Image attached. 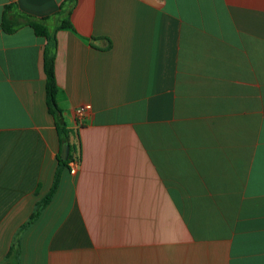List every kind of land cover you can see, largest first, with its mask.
Wrapping results in <instances>:
<instances>
[{
  "label": "crops",
  "instance_id": "0c3cea01",
  "mask_svg": "<svg viewBox=\"0 0 264 264\" xmlns=\"http://www.w3.org/2000/svg\"><path fill=\"white\" fill-rule=\"evenodd\" d=\"M64 1L0 0L52 39L0 29V264L58 167L46 45L70 160L18 264H264V0Z\"/></svg>",
  "mask_w": 264,
  "mask_h": 264
},
{
  "label": "trees",
  "instance_id": "16d2710c",
  "mask_svg": "<svg viewBox=\"0 0 264 264\" xmlns=\"http://www.w3.org/2000/svg\"><path fill=\"white\" fill-rule=\"evenodd\" d=\"M65 1L62 2V4L60 5V9L62 8L63 3H65ZM65 14L68 15V12ZM47 20H48V17L35 18L29 15L23 14L21 12H18V10H16V8H14L10 4V5L4 6L2 16H1V21H0V29L2 32L6 34H12L18 28L23 27V26H28L33 30L36 36L45 37L49 42H51L52 39H50L48 35ZM60 27L61 28L70 27L68 20L61 21ZM43 72L46 78V105H47L49 114L53 117L56 132L59 138L60 150H59V155H58V160H57L58 167L54 174L53 183H52L49 193L42 200L36 203L35 209L30 215L28 221L20 228L18 235L12 241L10 250L6 256V261L10 262L11 264H18L20 233L38 218L41 210L49 203V201L51 200L57 188L60 175H61V171L62 169L67 167L68 162L70 160L69 154H68L67 160H62L60 157L62 144L66 143L68 145L67 130L65 128V123L63 121L61 111L59 110L55 102L56 83L54 79V57H53L52 49L49 45L48 46L46 45L43 51Z\"/></svg>",
  "mask_w": 264,
  "mask_h": 264
},
{
  "label": "built area",
  "instance_id": "2783aa9c",
  "mask_svg": "<svg viewBox=\"0 0 264 264\" xmlns=\"http://www.w3.org/2000/svg\"><path fill=\"white\" fill-rule=\"evenodd\" d=\"M86 111H89V108L88 107H82V108H78L77 110H76V115L78 116V118H82V116H83V114L86 112ZM72 163H74V162H72ZM75 168H72L71 170H70V173L71 174H75Z\"/></svg>",
  "mask_w": 264,
  "mask_h": 264
},
{
  "label": "water",
  "instance_id": "95a60500",
  "mask_svg": "<svg viewBox=\"0 0 264 264\" xmlns=\"http://www.w3.org/2000/svg\"><path fill=\"white\" fill-rule=\"evenodd\" d=\"M69 148L66 143L62 144L60 157L62 160H67Z\"/></svg>",
  "mask_w": 264,
  "mask_h": 264
}]
</instances>
